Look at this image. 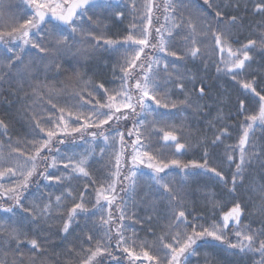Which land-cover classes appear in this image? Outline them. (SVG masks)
Segmentation results:
<instances>
[{
    "label": "snow or ice",
    "instance_id": "obj_1",
    "mask_svg": "<svg viewBox=\"0 0 264 264\" xmlns=\"http://www.w3.org/2000/svg\"><path fill=\"white\" fill-rule=\"evenodd\" d=\"M27 3L33 10L30 18L23 20L22 23L9 25L7 30L0 28V43H3L7 52L10 53L7 64L0 66V71L6 70L7 74L15 75L21 81L32 80V95L39 101H45L57 115L55 117L49 115L46 123L50 126L44 127L41 119L35 118L37 114L29 112V115L33 117L32 125L35 134H43L42 138L34 139L29 143L30 151L25 152L20 148H11L9 145L10 151L6 156L2 150L3 146L0 145V178H15V183L11 187L0 184V211L15 216L16 210L19 209L22 215V219L15 221L14 226L0 224V233H3L0 236V246L11 249L14 245L17 253H21L22 247L30 246V251L33 252L31 264H44V261L37 259V255L43 256L46 250L37 239H24L27 235L24 228L27 227L29 230L34 228L39 232L41 225L46 224L54 213L60 214L58 210L63 208L65 199L71 198L74 203L66 216L61 214L63 223L60 231L68 234L73 225L79 226L77 216H84L85 227L91 226L97 232L95 241H93V235L85 236V241L93 246L86 249L81 247L83 254L81 264H100L98 258L101 260L108 258L109 264H126V262L127 264H137V262L139 264H145V262L187 264L188 257L196 254L194 246L197 245V241L209 244L218 242L224 245L226 251L259 256L260 259L253 264H264V224L256 229L249 224L241 225L247 205H242L239 201L234 202L229 211L224 212L219 220H212L207 226L198 222L204 219L203 216L193 215L195 208L189 207L188 200L191 194L187 191L188 177L197 175L196 170H203L213 174L225 186L229 183L223 172L209 165L207 159L209 153L206 149L203 152L202 161L192 160L187 163L179 159H168L163 153L153 154L149 150L153 136H161V134L162 141L172 144L177 153L189 147L188 144L181 143V136L178 133L183 129L166 123L165 117L169 113L156 111L177 108V102L169 99V84L185 92L186 83L190 82L195 86L196 79L195 77L185 78L182 74L177 75L179 69L175 65L170 71L167 60L152 55L155 51L167 53L168 56L175 57L177 62L182 59L177 52L169 51V40L166 37L174 38L173 30H176V35H179L180 31L186 28L189 35L185 38L187 45L185 55L196 57L203 54L198 44L199 37L211 34L216 48L221 53L220 62L224 65L223 69L217 67V72L224 71L236 80L237 76L246 70V64L253 60V53L259 50L261 54H264V31L259 33L258 38L248 39L238 48H233L231 29L239 23V17L227 11L230 5H224L222 9L220 4H215V0H203L204 5L215 8L212 22H207L206 17L203 16L196 19L189 16L186 21L181 18L177 22L180 9L185 7L184 0H168L164 11L165 21L171 20L170 26L152 29L154 0H145L144 11L139 22L133 23L128 35L122 39H112L97 36L84 27L87 24L91 28L95 24L93 16L96 12L93 10L105 8L106 0H27ZM133 7L135 8V5ZM235 8H239V3L235 5ZM253 10L257 14H264V0H254ZM89 12H93V16L88 15ZM117 15L122 17L124 13L120 12ZM53 18L59 23L54 25L53 30L48 31L47 24ZM260 27L264 29V24ZM153 31L156 33L155 36ZM76 34L93 40L94 47L103 46L113 51L125 50L119 67V86L109 91L103 84L99 85V89L103 90L102 94L105 96L103 103L97 101L92 104V100L83 101L81 93L74 91L69 85H63L62 89L57 91L47 82L51 71H55L57 75L64 71H73L75 79L83 83L80 74L74 71V66L71 69L62 66L72 64L69 58L72 47L70 38L75 39ZM32 37H36V40ZM14 41L22 43L7 47ZM23 46H28L29 51L37 53L39 63L33 61L26 63L24 57L14 50L19 48L23 51ZM224 53H227V59L224 58ZM44 61L48 62L44 63ZM71 79L72 77H69L70 81ZM240 83L244 89L258 98L259 109L256 113L245 117L246 126L239 140V162L236 163V157L227 156L229 164L235 163L236 169L230 181L232 187L227 188L228 195H235L238 185L243 184L244 169L251 163V157L264 155V152L248 154L245 151L250 144V132L253 131L254 126L264 128V94L257 91L252 82L241 81ZM205 88L206 86L201 84L197 94L201 97L206 95ZM44 92L47 93L46 100ZM65 92L70 98L82 101L81 106L91 105L92 107L89 114L75 116V122L79 123V127H70L69 120L65 119V116L69 119L73 117L69 107H58L52 103L53 99ZM87 95L92 94L87 93ZM189 100L190 98L186 95L185 100L179 103L190 107ZM28 107L30 109L32 105ZM197 107L200 106L197 105ZM240 107H244V101H240ZM153 113L155 116L149 120L148 117ZM129 120H132V128L126 132L121 131L120 122L127 123ZM106 125L107 128H105ZM158 125L162 126L158 127ZM0 128L6 129L7 125L0 121ZM165 128H171V130H165ZM89 129L95 130L89 132ZM226 131V129L222 130L211 143L215 144L219 141ZM84 132H88L93 142L97 141L98 137L102 139L106 147L115 149L117 144L119 145L118 151L113 153L110 174L98 186L96 181H92L91 191L95 193L93 208L89 209L86 206L85 193L89 191L88 187L78 197L73 194L71 188H67L54 197L52 193L46 196L42 194L46 202L39 205L31 203L26 208L22 198L33 182L34 176L47 181L45 187L57 189L64 188L65 181H70L73 176L79 175L91 179L87 171L91 152L87 154L73 152L68 155L56 146L75 147L74 141L66 143L68 137L75 133L80 134V139L83 140ZM125 136L131 139L130 144L125 140ZM110 140L111 144H109ZM91 151L94 152V149ZM100 153L103 156L105 150L101 148ZM14 154L23 158V163L17 159L12 166L4 167L3 165L8 163ZM261 163L264 164V160ZM41 165L44 167L41 168ZM61 165L63 171H60ZM141 166L151 171L145 174ZM125 167L128 169L127 175L123 174ZM174 172L182 176L179 182L170 178ZM145 175L151 182L149 187H155L163 194L161 215L167 223L161 225L163 232L157 237L158 250L148 241H138L132 236L125 235L123 222L126 219V210L135 203L137 189ZM125 182H127L126 186ZM121 193L124 195L121 196ZM260 195L264 200V185L260 186ZM125 196L127 199L124 198ZM205 196L212 208L218 206L215 193L208 192ZM5 200L10 202L7 206L4 204ZM113 206L117 210L115 214L112 211ZM93 217L96 219H92ZM151 219L148 217L149 221ZM230 227L234 229L232 235L235 237V242H231L228 238ZM165 239L171 242L165 243ZM113 248L121 253L120 257L113 254ZM23 260L24 256L21 253L18 261ZM0 264H8V261L0 259Z\"/></svg>",
    "mask_w": 264,
    "mask_h": 264
},
{
    "label": "trees",
    "instance_id": "obj_2",
    "mask_svg": "<svg viewBox=\"0 0 264 264\" xmlns=\"http://www.w3.org/2000/svg\"><path fill=\"white\" fill-rule=\"evenodd\" d=\"M163 2L164 0L154 1L152 29L161 26L165 28L171 24V20L165 21V5ZM127 3L122 6L111 1L106 3L105 8L94 9L96 15L93 16V12H89L88 15L93 16L95 24L91 28L87 24L84 27L93 31L97 36L122 39L128 35L130 26L139 22L141 16V10L138 11L137 6L134 8L131 1ZM237 3H239L238 9L235 8ZM253 3L254 0H215V4H220L222 9L224 5H230L231 7L227 8V11L239 17V23L231 29L233 48H238L240 44L246 43L248 39L258 38L259 33L264 31L260 27L261 24H264V14H257L253 10ZM184 5L185 7L180 9L177 22L181 18L186 21L189 16L194 19L203 16L206 17L207 22H212L214 6L209 8L203 4V0H184ZM120 12L124 13L122 17L117 15ZM32 14L33 10L28 7L27 0H0V28L4 30H7L9 25L22 23L23 20L30 18ZM164 21L165 24L163 25ZM58 23V21L51 19L47 24V30H53L54 25ZM155 35L156 33L153 31V36ZM188 35L189 33L185 28L180 31L179 35H176L175 31L173 33L174 38L169 39V51L177 52L178 56L182 57L177 62L175 57L169 56V66L175 65L179 72H183L184 75H196L198 78L205 75L206 78L204 76L203 80L195 82V86H193V83L188 84L185 92H181L171 84L168 85L169 99L177 102V108L157 109L156 111L169 113L165 117L166 123L183 129L178 134L181 136V143H186L189 147L185 151L177 153L172 144H166L162 141L161 134V136H153L149 150L153 154L163 153L168 159H179L187 163L192 160L202 161L203 152L206 149L209 153L207 157L209 165L223 172L229 183L225 186L213 174L206 173L203 170H196L198 171L197 175L188 177L187 191L191 193L188 200L190 201L189 207L195 208L193 215L203 216L204 219L198 222L207 226L212 220H219L224 212L229 211L234 202L239 201L242 205H247L246 214L242 217L241 225L249 224L253 229L259 228L264 224V200L261 199L260 195V186L264 185V164L261 163L264 160V155L251 157V163L244 169L243 184L238 185L235 195L227 194V188L232 187L231 177L236 171L235 163L229 164L227 156L232 155L236 157V163L239 162V140L246 126L245 117L256 113L259 109L258 98L249 90L244 89L240 82H252L257 91L264 94V54H261L259 50L253 53V60L246 64V70L241 72L236 80H233L230 75H224L221 71L217 72V67L221 65V53L216 48L211 34L199 37L198 44L203 54L196 57L185 55L187 50L185 38ZM32 39L36 40V37H32ZM70 41L72 47L69 58L72 60V64L62 66L70 69L74 66V71L80 74L83 83L75 79L73 71H64L60 75H57L55 71H51L48 74L47 82L57 91H60L63 85H69L74 91L81 93L83 101L92 100V104L97 101L103 103L105 96L102 94L103 90L99 89V85L103 84L109 91L119 86V67L122 64L125 50L113 51L111 48L103 46L94 47L95 42L93 40L79 34H76L75 39L70 38ZM21 43L20 41H14L9 43L7 47H13L14 44ZM14 50L24 57L26 63L29 61L39 63L37 53L29 51L28 46H23V51L19 48ZM157 54L158 52H152L154 56ZM9 56L10 53L7 52L6 46L0 43V66L7 64ZM47 62L44 61V63ZM69 77H72L71 81ZM201 84L206 86V95L203 97L197 94V89ZM32 93V80L25 79L21 81L15 75L7 74L6 70L0 71V121L7 125L6 129L0 128V145L3 146L2 150L6 156L10 151L9 145L11 148H20L22 151L27 152L30 151L29 143L31 141L43 137V134H35L32 125L33 117L29 115V112L36 113L35 118L41 119L44 127L50 126L46 123L49 115L53 117L57 115L45 101L37 100ZM87 93L92 95L88 96ZM44 95L46 100L47 93L44 92ZM186 95L190 98V107L179 103L185 100ZM240 101H244L243 108L240 107ZM52 103L58 107H69L73 112L72 118L74 119L77 114L87 115L92 108L91 105L81 106L82 101L70 98L66 92L53 99ZM29 105H32L30 109ZM71 105L77 106L70 107ZM197 105L200 107L198 108ZM153 116H155V113L149 116L148 119L151 120ZM156 118L159 119V117ZM161 126L158 125V127ZM119 127L121 131L130 130L132 120L127 123L121 121ZM224 129L227 130L226 133L221 135L219 141L212 144L211 141L217 135H220ZM93 130L95 129H89L88 131ZM165 130H171V128H165ZM88 135V132H84L83 140L89 139ZM78 140H81L80 134H74L68 137L66 143L74 141L75 147L56 146L60 147L62 152L71 155L72 151H76ZM125 140L129 144L131 143V139L127 136H125ZM205 140H207V143H205ZM101 148L105 150V154L101 158L92 156V159L88 161L87 171L91 179L79 175L73 176L70 181H65L64 188L57 189L56 187H45L48 182L39 176H34L30 187L23 194L22 203H24V206L27 208L31 203L37 205L44 203L46 200L42 198V194L46 196L48 193H52L54 197L60 195L67 188H71L73 194L78 197L88 187L89 191L85 193V201L86 206L92 209L95 201V193L91 191L92 181H96L97 186L100 182H103L110 174L113 160L114 152L112 148L96 143L94 149L99 155H101ZM118 148L117 144L115 149L118 151ZM245 151L248 154L264 152V128L258 125L254 126L253 131L250 132V144ZM17 159L20 163H23V158L14 154L9 162L3 166L10 167ZM40 167L43 168L44 165ZM49 171L53 170L49 169ZM60 171H63L62 165ZM123 174H128L127 167L124 168ZM170 178L179 182L182 176L178 172H174ZM8 181H10L9 187H11L15 183V178L11 180H9V177L0 178V184L5 187H8ZM208 192L215 193V199L218 202L216 208H212L207 202L205 193ZM120 195L123 196L124 194L121 193ZM124 198L127 199L126 196ZM162 201V192L140 185L135 195V203L126 210V219L123 222L126 230L125 235L132 236L138 241H148L158 250L159 241L157 237L162 235L161 225L167 223L161 215ZM8 203L10 202L4 201L5 206ZM73 203L74 201L71 198L65 199L63 208L58 210L60 214L54 213L46 224L41 225L39 232L35 231L34 228L33 230H29L27 227L24 228L27 234L24 239H37L42 248L46 250L43 256L37 255V259L44 261V264H81L83 255L81 247L83 246L86 249L93 246L85 241V236L93 235V241L97 238L95 229L91 226L85 227L84 216H77L79 226L73 225L68 234L60 231L63 223L61 214L66 216ZM112 211L114 214L116 213L115 206H113ZM10 216L11 214L0 211V224L14 226L15 221L22 219L19 209L16 210L15 216H11V219ZM148 217L152 218L151 221L148 220ZM92 219H96V217ZM233 231L234 229L230 227L228 238L231 242H235V237L232 235ZM2 235L3 233H0V236ZM168 242L171 241L165 239V243ZM194 247L196 254L188 257L187 264H253L254 261L260 259L259 256L251 254L241 255L226 251L224 245L218 242L209 244L197 241V245ZM149 251H153V249H149ZM112 252L117 257L121 256V253L115 248L112 249ZM21 253L24 260L19 262L18 258ZM21 253L15 251L14 245L11 249L0 246V259H6L8 264H14V262L31 264L33 252L30 251V246L22 247ZM154 254L158 253L154 252ZM98 260H100V264H109L108 258L102 260L98 258ZM145 264H148V262H145Z\"/></svg>",
    "mask_w": 264,
    "mask_h": 264
},
{
    "label": "rangeland",
    "instance_id": "obj_3",
    "mask_svg": "<svg viewBox=\"0 0 264 264\" xmlns=\"http://www.w3.org/2000/svg\"><path fill=\"white\" fill-rule=\"evenodd\" d=\"M116 2L117 4H119V5H122V6H125L126 5V3L127 2H129V1H131L132 2V4L133 5H135V6H137L136 7V9L139 11V9L141 10V15L143 14V11H144V9H143V5H144V3H145V0H106V3H109V2ZM155 1V0H154ZM168 2V0H164V5L166 4ZM128 4V3H127ZM27 5H28V7H30L31 8V6L27 3ZM32 9V8H31ZM54 19V18H53ZM147 23V22H146ZM165 24V21H164V23H163V25ZM152 26V25H151ZM170 25H167L165 28H168ZM176 30H173V33L175 32ZM166 39H170V38H168V37H166ZM224 55V58L225 59H227V53H224L223 54ZM156 56H158L159 58H161V59H163V60H167L168 62H169V59H170V57L167 55V53H158ZM170 67V66H169ZM220 68L221 69H223L224 68V65H223V63H221V65H220ZM172 69V67H170V70ZM222 72V74H227L226 72H224V71H221ZM177 75H183L185 78H191V77H195L196 79H195V82H197V81H201V80H203V77L205 76V75H202L200 78H198L196 75H193V76H189V75H184V73L183 72H178V73H176ZM204 78H206V76L204 77ZM188 84H192V83H190V82H187L186 83V85H185V87H187V85ZM170 85V84H169ZM162 110V109H161ZM92 111V108H91V110L87 113V114H89L90 112ZM65 119H68L69 120V126L70 127H79V123H77V122H75V119L74 118H71V119H69L67 116H65ZM82 122V121H81ZM105 128H107V125L105 126ZM75 133H73V134H71V135H74ZM107 134V133H106ZM88 138L89 139H84V140H78L77 142H76V151H72V152H76V153H80V154H87L88 152H91V155H89V159H88V161L90 160V159H92V156H98L99 158H101L102 156L101 155H99V154H97V152L95 151V144L96 143H99V144H101V145H103L104 147H106L105 146V144H104V142L102 141V139H100V138H98L97 139V141H95V142H93V141H91V138H90V136L88 135ZM109 144H111V140L109 141ZM119 146V145H118ZM80 149V150H79ZM94 149V152H92L91 150H93ZM112 151L114 152V151H117V149H113L112 148ZM126 168V167H125ZM141 168L143 169V171H144V173L145 174H147V173H149L151 170H149V169H147L145 166H141ZM12 178H9V180H11ZM140 185H144V186H146L147 188H154V189H156L155 187H149V184L151 183L149 180H148V178H147V175H145V177L143 178V179H141V181H140ZM9 184H10V181H8V184H7V186L9 187ZM126 184H127V182H126ZM118 189H119V185H118ZM119 191V190H118Z\"/></svg>",
    "mask_w": 264,
    "mask_h": 264
}]
</instances>
